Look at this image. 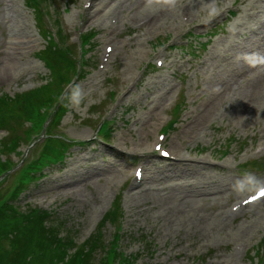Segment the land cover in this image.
<instances>
[{
    "label": "rangeland",
    "instance_id": "rangeland-1",
    "mask_svg": "<svg viewBox=\"0 0 264 264\" xmlns=\"http://www.w3.org/2000/svg\"><path fill=\"white\" fill-rule=\"evenodd\" d=\"M85 1H43L39 7L49 15L42 25L41 18L27 7L25 0H13L11 7L0 0V60L14 40H33L22 61H16V71L0 83V95L13 97L39 87L51 77L38 59L48 45L46 30H59L60 42L64 37L77 62L82 36L96 33L85 55V72L74 77L66 89L69 95L73 86H79L80 103L73 105L68 100L69 111L54 130L69 142L66 158L60 163H47L43 171L38 168V173V169L26 173L28 183L20 187V194L12 201L17 210L21 214L46 210L51 221L47 226L71 239L77 247L86 242L83 249L92 234H99L103 247L87 257L95 264H105L108 252L112 254L116 244L117 255L119 248L132 264H264L258 263L255 255L264 238V199L232 218L222 216L233 201L249 192L237 194L230 190L243 177L241 167L255 160L264 161V150L257 148L264 145V62L249 65L238 59L249 54L253 59L264 60V40L259 39L264 36V12L262 22L255 26L251 19L255 9L249 0H204L203 8L191 9V17L184 20L181 14L192 1L184 0L178 1L179 6L172 5V11H180L176 13L178 19L168 14L142 26L139 19H131L132 6L158 0H136L137 4L129 0L118 14L119 29L111 35L109 18L88 20ZM232 9L237 10V15H228ZM214 15L220 17L213 20ZM172 20L183 22L175 26ZM19 21L26 24L16 31ZM253 26L258 27L256 34L250 32ZM108 36L116 38L115 52L102 71ZM156 59L162 61L160 68ZM254 73L262 78L249 84ZM138 75L142 76L141 81L132 85ZM223 83L230 87L218 100H211L216 109L200 118L198 126L202 129L185 131L205 109L204 102L209 97L206 88H223ZM242 87L246 88L244 93L240 92ZM254 91H261L253 97L259 98L244 102ZM172 118L175 123L168 127ZM102 122L112 128L109 137L102 138L98 133ZM34 125L27 130L29 124L21 129L15 126L10 136L5 130L0 131V153L10 138L19 135L17 147L11 149L15 153L2 151V161L8 163L7 158L10 165H19L18 172L3 183L0 180V201L16 187L24 171L22 165L37 151L24 145ZM162 132L165 148L177 160L163 158L155 151L156 144L163 141ZM172 142L178 143L173 144L175 150ZM177 153L184 158H178ZM204 158L218 165L190 163H201ZM184 161L190 164L185 165ZM138 163L146 166L147 174L143 186L133 188L131 172ZM108 166L130 171V178L114 193L107 187L108 174H102ZM248 169L246 173L264 180V168L256 170L251 164ZM198 175H210L212 179L209 184L199 185L197 182L202 181ZM228 180L231 182L225 186ZM193 182L201 187H185ZM131 187L134 191H130ZM217 190H221L220 194L214 198L211 193ZM204 194H208L205 202L201 196H194ZM137 197L146 201L139 205L134 200ZM183 197H187V204L201 205L197 213L204 219L166 223L162 211L173 205L175 198ZM113 206L117 222L106 221L105 217L96 230Z\"/></svg>",
    "mask_w": 264,
    "mask_h": 264
},
{
    "label": "trees",
    "instance_id": "trees-1",
    "mask_svg": "<svg viewBox=\"0 0 264 264\" xmlns=\"http://www.w3.org/2000/svg\"><path fill=\"white\" fill-rule=\"evenodd\" d=\"M49 55L55 63L61 61L66 64L67 69L64 71L61 67L58 77L49 82L42 90L18 97L15 100L0 99V129L14 130L15 126L19 128L25 121L35 123L36 130L42 129L47 117L41 115V110L53 105L57 96L61 95V84L67 80L70 81L69 72L75 67L71 59L57 50H52L51 47L47 53V56ZM54 84L56 87L52 88L51 86ZM64 111L65 107H60L55 112L57 114L55 125L62 118ZM18 139L19 137L16 135L10 138L4 145L5 148L13 149L18 144ZM65 148V143L59 138L48 139L40 164L44 165L48 161L62 159ZM9 168L10 163L0 159V176ZM36 169H38L37 164L30 163L21 172L16 187L0 201V264H92L87 257L102 246L99 234L90 238L86 248L77 249L75 254L68 258V249L73 247V242L72 240L64 242L58 238V234L54 232L52 226H47L49 212L38 209L21 214L15 203L12 202L20 194V187L28 183L29 176L26 173ZM115 217V213L110 212L107 214L106 221H114ZM50 247H53L56 252H53ZM108 253L105 264H125L127 262L126 258H123L122 262L116 261V257L120 256L117 255V244L113 247L112 254Z\"/></svg>",
    "mask_w": 264,
    "mask_h": 264
},
{
    "label": "bare ground",
    "instance_id": "bare-ground-1",
    "mask_svg": "<svg viewBox=\"0 0 264 264\" xmlns=\"http://www.w3.org/2000/svg\"><path fill=\"white\" fill-rule=\"evenodd\" d=\"M97 1V0H96ZM129 0H105L103 2H99L98 4H96V2H92L91 6L86 8L85 11L87 12V16H88V20L90 22H98V21H102V19L108 18V16L111 18L117 17V14H119V12H121L122 10V5L125 3H129ZM176 1H184V0H176ZM263 0H256V2H259L260 4L255 7V9L263 6L262 4ZM135 4L138 3V1L135 0ZM250 4H252L251 2H249ZM187 7L188 10H184V12L181 14V16H188V18L191 17V9L194 11L196 8L202 9L203 5H204V0H192L189 3H187ZM177 6H179L177 4ZM107 7V8H106ZM133 12H134V16L131 18L132 20L134 18L139 19V21H143L146 20V22L142 25L144 26H149L150 24H152L154 21L160 19V17H166L168 14H172L171 16H173L174 19H178L177 18V14L174 12V10L172 11V6L171 3L165 1V0H158L155 3L152 2L150 4H143V5H133L132 6ZM258 15H256L255 17V24H258L260 22H262V13L263 10H259L257 11ZM138 16V17H136ZM110 18V19H111ZM189 20V19H188ZM179 21V20H178ZM177 20L174 22L172 20L171 24L178 26L181 25L183 21H179ZM26 24L25 21L23 22H18V30H20L21 28L24 27V25ZM251 32H256V28L253 26L252 28H250ZM109 38V37H108ZM245 38L247 39L248 37L245 36ZM264 38H262L263 40ZM33 40L31 38L28 39H23L20 41L14 40L13 42H11L9 44V46L6 48L5 51V56L2 58V61L0 60V72H2L0 74V83L3 81V79H5L8 75H11L12 71H16L15 69H17V65H16V61L20 62L22 61V55H24V53H26V49L30 48V46H32ZM18 69L20 70V67L18 66ZM260 78H262L261 74H253V81L249 82V84L255 83L257 80H260ZM160 82V81H157ZM153 84V83H152ZM224 86L223 88L220 86H217L215 89L211 88V90L209 88H206V91L209 92V97L206 98V102H204V107L205 109L203 110L202 113H198L196 118L194 120H192V122H190V124H188V126L186 127V130L188 132V130H191L192 133H194V130L199 127L198 124H200V118L201 117H205L206 115H209L213 112V110L216 109V107L214 106V103L211 102V100H218L219 96L221 94H224L228 91L230 85L227 83H223ZM247 86V85H246ZM203 90V89H202ZM246 88H241L240 92L243 91V93L245 92ZM239 92V93H240ZM204 93V92H203ZM261 93V91L256 92L254 91L250 96H246V100L244 102H247V100H257L258 98L254 99L253 97L256 96L257 94ZM154 106L151 107V109H153ZM199 120V121H198ZM199 129H202L199 127ZM189 133V132H188ZM172 148H173V144H178V143H174L172 142ZM175 150V148H173ZM117 152V151H116ZM144 153V152H143ZM177 155L180 156V154L177 153ZM185 165L190 164L185 162ZM204 164V163H203ZM197 165V164H194ZM205 165V164H204ZM191 166V165H189ZM207 166V165H206ZM110 166L105 167V170L103 171V175H107L109 176L108 180H107V187H109L110 191H112V193L115 192V189L119 188L122 186L123 184V179L119 180V184L118 183V179H119V170L118 169L116 173H114V171H116L115 169H109ZM145 168V173L147 174V168L146 166H144ZM113 172V173H112ZM154 172H158V170H155ZM197 173V172H196ZM78 175L79 174H75ZM82 175V174H80ZM118 175V176H117ZM126 175L130 176L129 173H126ZM200 178V181L202 182H197V184L201 185V184H209L210 183V175H198ZM127 178V177H124ZM231 180H228L226 182L227 186L228 184H230ZM196 183H190V184H186V188L192 187L194 188H198L201 187L199 185H197ZM135 185V184H134ZM139 185H142L141 183H139ZM133 187V186H132ZM130 188V191H134L133 188ZM133 189V190H132ZM230 190H233V187H230ZM114 191V192H113ZM221 190H217L214 191L213 196L214 198H217L220 194ZM201 192V191H200ZM222 193V192H221ZM210 194V195H211ZM194 196H201V199L205 202V200H208V198H206L208 196V194H204V195H194ZM213 200V197H211ZM187 197H183V198H175V203L170 206H168L167 208H164V210L162 211V214L164 215V219L165 222L170 224L172 222H178V221H182L183 219L185 220H191L193 218H201L204 219L203 215L200 216L199 213H197V211H199V208L201 207V205H197V204H187L186 202ZM134 200H137L138 204L140 205V203H144L146 200H141L138 197L135 198ZM174 200V199H173ZM220 201H224L223 198H220ZM205 205H207L206 203H204ZM213 204V203H212ZM248 207V206H247ZM247 207L242 208L241 211H244ZM223 218H232L234 215L231 213V215L227 214H223L222 215ZM245 242V241H244Z\"/></svg>",
    "mask_w": 264,
    "mask_h": 264
},
{
    "label": "clouds",
    "instance_id": "clouds-1",
    "mask_svg": "<svg viewBox=\"0 0 264 264\" xmlns=\"http://www.w3.org/2000/svg\"><path fill=\"white\" fill-rule=\"evenodd\" d=\"M238 59L244 60V62L249 65H254L257 62H264V60L258 61L257 59H253L249 54H242L238 57ZM67 98L73 105H78L81 100V91L79 86H73ZM260 189H264V180L256 177L252 173H244L243 177L237 179L233 184V190L237 192V194H243L246 191H256Z\"/></svg>",
    "mask_w": 264,
    "mask_h": 264
}]
</instances>
